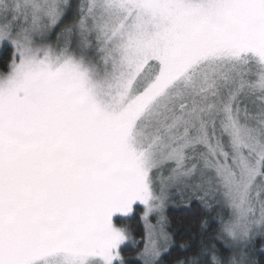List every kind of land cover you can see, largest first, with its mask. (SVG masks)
<instances>
[{
    "label": "snow or ice",
    "instance_id": "snow-or-ice-1",
    "mask_svg": "<svg viewBox=\"0 0 264 264\" xmlns=\"http://www.w3.org/2000/svg\"><path fill=\"white\" fill-rule=\"evenodd\" d=\"M2 48L0 264H128L137 212L136 264H264V0H0Z\"/></svg>",
    "mask_w": 264,
    "mask_h": 264
},
{
    "label": "trees",
    "instance_id": "trees-1",
    "mask_svg": "<svg viewBox=\"0 0 264 264\" xmlns=\"http://www.w3.org/2000/svg\"><path fill=\"white\" fill-rule=\"evenodd\" d=\"M10 55V49L4 48L0 55V70L4 69ZM166 214L170 230L174 234H178L182 237L177 241V244L187 242L189 247H192L196 234L201 231L200 225L202 219L207 218L206 214L202 210H195L194 208L184 205L179 200L168 206ZM121 223L128 228L136 241L135 244H129L124 252L128 259V264H136V251L144 242L143 221L140 219V214L137 212L129 218L122 219ZM189 255H191L190 252L177 250L169 257L167 264H174L176 260L186 259Z\"/></svg>",
    "mask_w": 264,
    "mask_h": 264
},
{
    "label": "rangeland",
    "instance_id": "rangeland-1",
    "mask_svg": "<svg viewBox=\"0 0 264 264\" xmlns=\"http://www.w3.org/2000/svg\"><path fill=\"white\" fill-rule=\"evenodd\" d=\"M3 50H4V48L0 49V55L2 54ZM127 218H129V217H127ZM122 219H126V218H122ZM153 223H155V220H153Z\"/></svg>",
    "mask_w": 264,
    "mask_h": 264
}]
</instances>
